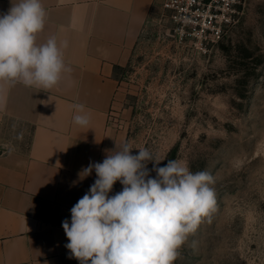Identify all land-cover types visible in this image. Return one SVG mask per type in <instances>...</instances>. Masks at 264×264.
Returning <instances> with one entry per match:
<instances>
[{
	"label": "rangeland",
	"instance_id": "374dc122",
	"mask_svg": "<svg viewBox=\"0 0 264 264\" xmlns=\"http://www.w3.org/2000/svg\"><path fill=\"white\" fill-rule=\"evenodd\" d=\"M116 77L111 124L131 154L146 148L157 167L179 160L214 178L216 210L174 264H264V0H241L238 21L207 46L180 41L155 5ZM8 136L29 145L19 126ZM122 189L117 181L109 196Z\"/></svg>",
	"mask_w": 264,
	"mask_h": 264
},
{
	"label": "crops",
	"instance_id": "0c3cea01",
	"mask_svg": "<svg viewBox=\"0 0 264 264\" xmlns=\"http://www.w3.org/2000/svg\"><path fill=\"white\" fill-rule=\"evenodd\" d=\"M17 0H0V14ZM46 19L37 43L66 40L71 67L60 84L43 91L3 84L0 93V264H80L70 257L62 222L97 179L101 163L124 143L111 124L120 109L117 68L125 66L153 7L161 0H41ZM90 112L87 128L73 123L74 104ZM29 131L27 148L10 128Z\"/></svg>",
	"mask_w": 264,
	"mask_h": 264
},
{
	"label": "clouds",
	"instance_id": "9594fccd",
	"mask_svg": "<svg viewBox=\"0 0 264 264\" xmlns=\"http://www.w3.org/2000/svg\"><path fill=\"white\" fill-rule=\"evenodd\" d=\"M46 10L41 0H17L0 14V93L3 84L22 83L43 91L58 86L72 69L64 62L66 40L51 36L37 43L44 30ZM2 102V97H0ZM73 123L87 128L91 114L83 104H74ZM128 143L116 144L103 162L82 170H94L97 179L71 208V222L62 227L69 243V258L80 264H174L178 249L202 220L216 210L213 176L193 173L179 160H161L146 148L137 155ZM153 162L151 178L146 165ZM119 181L122 191L109 193Z\"/></svg>",
	"mask_w": 264,
	"mask_h": 264
},
{
	"label": "built area",
	"instance_id": "2783aa9c",
	"mask_svg": "<svg viewBox=\"0 0 264 264\" xmlns=\"http://www.w3.org/2000/svg\"><path fill=\"white\" fill-rule=\"evenodd\" d=\"M241 0H161V17L180 41L219 43L238 21Z\"/></svg>",
	"mask_w": 264,
	"mask_h": 264
}]
</instances>
